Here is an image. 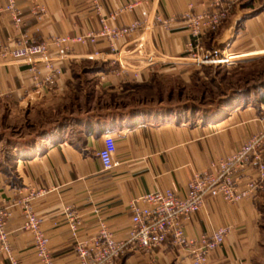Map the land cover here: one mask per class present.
Returning <instances> with one entry per match:
<instances>
[{"label": "crops", "instance_id": "1", "mask_svg": "<svg viewBox=\"0 0 264 264\" xmlns=\"http://www.w3.org/2000/svg\"><path fill=\"white\" fill-rule=\"evenodd\" d=\"M210 2L101 0L97 10L91 0H16L21 11L16 26L4 10L5 0H0V46L26 39L51 43L57 36L86 34L99 29L100 18L112 13L116 14L109 20L113 27L141 24L112 44L100 39L94 45H69V58L52 62L59 73L52 74L42 65L37 71L26 64L0 65V104L17 107L34 99L64 97L71 90L74 67L82 60L92 62L95 86L102 91L156 81L159 76L149 74L158 72V67L164 66L163 71L183 65L181 59L191 41L187 18L208 10ZM137 40L144 42L139 54L152 57V62L133 58ZM199 42L210 54L233 52L223 56L224 62L264 57V0H234L221 27L202 35ZM263 108L264 102L251 97L245 104L237 100L216 115L193 122L136 115L94 127V120L86 118L48 136L37 152L14 158L13 171L5 168L6 156L0 153V209L10 213L6 230L18 264H41L32 234L22 228V202L29 199L42 219L54 263L78 264L77 244L90 242L103 226L117 240L127 236L131 200L157 190L183 196L192 177L207 170L212 161L235 152L250 135H264ZM106 132L112 133L116 144L109 171L102 169L97 157ZM254 169L249 173L256 179ZM245 178L241 177L239 190L246 188ZM263 209L264 189L235 202L209 197L184 221L185 233L193 240L191 247L175 248L166 241L154 251L129 250L112 264H192L194 242L218 228L227 232L222 245L208 255L212 264H258L264 247ZM0 264H9L5 256H0Z\"/></svg>", "mask_w": 264, "mask_h": 264}, {"label": "built area", "instance_id": "2", "mask_svg": "<svg viewBox=\"0 0 264 264\" xmlns=\"http://www.w3.org/2000/svg\"><path fill=\"white\" fill-rule=\"evenodd\" d=\"M91 1L99 10L101 0ZM233 1L229 0L221 4V0H211L208 10L187 18L191 41L188 45L187 55L181 59L182 62L183 60L186 62L194 60L196 65L215 63L216 61L217 63H228L221 58L212 57L209 52L204 51L199 39L202 35L216 32L220 28L229 14ZM134 5L136 4H129L126 8L131 9ZM4 10L17 26L21 11L16 1L5 0ZM115 16L116 14L112 13L101 17L100 27L97 30L82 35L57 36L51 43L26 39L17 45H1L0 65L26 64L36 71L42 65L52 74L59 73V70L53 67L52 62L69 58L67 53L69 45L75 43L94 45L100 39H106L112 44L115 40L129 35L141 25L139 21H134L129 26L113 27L109 20L114 19ZM50 44L54 45L55 49H51ZM143 46V40H137L134 43L136 55L133 58L135 60L141 58L150 63L152 57L143 58V55L139 54ZM47 79L49 80V78ZM262 117L264 118V108ZM263 145V134L250 135L235 152L212 161L207 170L195 174L188 182L187 194L183 196L171 190H157L134 198L129 203L130 226L127 236L123 240H117L112 232L103 226L99 234L90 242L77 244L75 252L78 264H112L115 258L129 250L154 251L166 241L175 248L191 247L193 240H190L185 233L184 221L197 213L207 198L220 197L225 202H235L245 197L255 196L257 190L261 189L260 182L264 180ZM115 152V138L112 133L106 132L103 134V145L97 152L104 171L113 168ZM252 168H255L254 170L257 172L256 179L250 176L249 171ZM241 177L248 179L244 190H239L238 187ZM22 205L25 217L22 228L32 234L33 249L41 264H55L48 250V238L41 228L42 219L32 210L29 199L22 202ZM9 215L7 208L0 209V256H5L9 264H18L6 230V220ZM226 232V228H218L209 236L201 237L195 241L197 246L191 249L192 264H212L208 255L222 245Z\"/></svg>", "mask_w": 264, "mask_h": 264}, {"label": "rangeland", "instance_id": "3", "mask_svg": "<svg viewBox=\"0 0 264 264\" xmlns=\"http://www.w3.org/2000/svg\"><path fill=\"white\" fill-rule=\"evenodd\" d=\"M211 55L222 59L225 55L234 54L228 51ZM262 58L235 59L228 63L216 61L200 65H196L194 60H183V65H171L170 69L163 71L162 66L158 67V72L152 71L149 75L159 76L156 81L111 92L102 91L95 86V67L91 61L82 60L74 67V81L70 92L64 97L52 101L34 99L29 105L17 107L0 104V153L14 156L13 159L31 155L37 152L38 145L48 136L69 130L72 122L86 118L102 124L136 115H152L155 120L171 117L189 122L198 121L206 118L209 110L221 111L226 107L223 106L224 101L221 102L223 107H219V101H222L224 93L232 87L243 85L252 80L251 78L260 82L264 77ZM242 62L250 64L242 70L238 69ZM186 77L190 78L189 82L182 80ZM254 101L256 102V98ZM13 162L16 161H12L11 165L8 163L10 167L8 165L5 168L9 167L7 170L13 171ZM260 184V190H263L264 180ZM258 264H264V247Z\"/></svg>", "mask_w": 264, "mask_h": 264}, {"label": "trees", "instance_id": "4", "mask_svg": "<svg viewBox=\"0 0 264 264\" xmlns=\"http://www.w3.org/2000/svg\"><path fill=\"white\" fill-rule=\"evenodd\" d=\"M264 60V57L261 59ZM250 63H244L242 62V64H240V66L238 67V69H243L246 65L248 66ZM252 80H248L246 81L243 85H238V86H234L232 87V89H229L225 94V96L222 98V101H219V104L221 107L222 103L221 102H225V105L223 106H231L235 101L237 100H242V102L245 104L248 102V100H250L251 97H254V99L256 98V102H264V77L259 80L260 82H255L254 78H251ZM214 81V80H213ZM204 84V83H203ZM202 82L201 85L203 86ZM205 86V84H204ZM253 94L255 96H253ZM222 106V107H223ZM219 112V110L216 109V111H210L209 110V114H207L208 116H205L206 119L209 117H212L214 115H216ZM76 123V122H75ZM74 123V124H75ZM102 123H100V121L94 120V127L98 126ZM92 126L88 127V130H92ZM14 157V156H13ZM13 157H11L10 155H6V159H7V165H9L8 163H10L13 161ZM9 165V167H10Z\"/></svg>", "mask_w": 264, "mask_h": 264}]
</instances>
